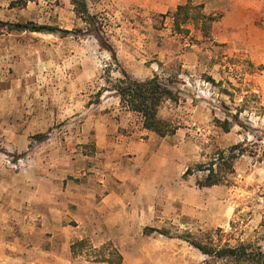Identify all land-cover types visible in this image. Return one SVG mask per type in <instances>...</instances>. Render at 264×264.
Wrapping results in <instances>:
<instances>
[{
  "label": "rangeland",
  "instance_id": "374dc122",
  "mask_svg": "<svg viewBox=\"0 0 264 264\" xmlns=\"http://www.w3.org/2000/svg\"><path fill=\"white\" fill-rule=\"evenodd\" d=\"M16 1L0 0V20L82 32L0 27V260L5 249L29 264L47 251L43 264H201L177 236L219 228L222 243L264 251V0H86L110 47L71 0ZM187 3L214 18L209 31L175 25ZM122 69L174 90L159 115L175 133L100 96ZM240 142L228 181L200 186L196 166Z\"/></svg>",
  "mask_w": 264,
  "mask_h": 264
},
{
  "label": "trees",
  "instance_id": "16d2710c",
  "mask_svg": "<svg viewBox=\"0 0 264 264\" xmlns=\"http://www.w3.org/2000/svg\"><path fill=\"white\" fill-rule=\"evenodd\" d=\"M22 0L13 2L12 5H18ZM27 4L28 0H23ZM74 9L89 25L90 33L97 38L102 47H110L104 40L99 25H97L95 16L89 11L86 0H71ZM21 5V4H19ZM175 25L181 28L182 23L190 20L202 21V27L205 31H209L211 23L214 20L211 16H207L200 11V7L192 6L190 3L179 5L173 13ZM0 27L7 28L9 31H28V32H43L62 34H76L82 32L81 28L75 30L62 29L56 26L39 24L34 21L27 22H4L0 20ZM182 29V28H181ZM184 29V28H183ZM112 51V50H111ZM116 59L115 53H113ZM112 65V64H111ZM111 67V66H110ZM109 67V69H111ZM110 72V70H108ZM122 76L109 80V86L102 89L100 96L106 90L114 91L119 96L121 104L129 111L138 114L142 120V125L145 129L153 131L160 136H167L175 133L176 126L167 120H164L159 115L161 105L167 100L177 101L178 96L174 90L164 83L158 75L145 80L133 78L125 69H122ZM220 126L225 131H230L234 123L226 119L219 122ZM241 123V122H237ZM244 143L240 142L232 145L228 149H223L218 152L210 163L198 164L196 170H199L202 175L198 178V184L202 187H210L222 184L228 181L229 174L235 172V162L247 152ZM192 169L187 173H192ZM162 234L169 233L168 230H159ZM226 233L222 228L215 231L204 232L188 231L182 236H177L188 241L191 245L199 249L206 259L201 264H264V251L260 248H253L250 243L239 242L232 246L226 240L224 243L223 236ZM228 235V234H227ZM86 240L82 239L72 244L73 254H78L79 247L84 246ZM119 259L113 261L110 258L101 256L98 261L120 264L122 255L118 254Z\"/></svg>",
  "mask_w": 264,
  "mask_h": 264
},
{
  "label": "crops",
  "instance_id": "0c3cea01",
  "mask_svg": "<svg viewBox=\"0 0 264 264\" xmlns=\"http://www.w3.org/2000/svg\"><path fill=\"white\" fill-rule=\"evenodd\" d=\"M5 246H7V244H4ZM4 246V247H5ZM0 247H3L2 242L0 243ZM4 251V256L1 257L2 259L0 260V264H29V261L26 257V255H16V259L11 257L9 255V253L7 251H5V249H3ZM42 253L43 258L41 259V263H44V259L46 260L48 258V251L46 252V255ZM11 258V259H10Z\"/></svg>",
  "mask_w": 264,
  "mask_h": 264
}]
</instances>
